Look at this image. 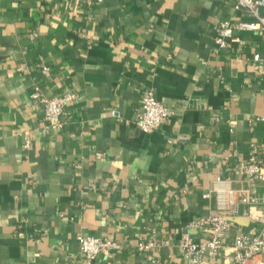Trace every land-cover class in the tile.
<instances>
[{
	"label": "crops",
	"instance_id": "1",
	"mask_svg": "<svg viewBox=\"0 0 264 264\" xmlns=\"http://www.w3.org/2000/svg\"><path fill=\"white\" fill-rule=\"evenodd\" d=\"M233 3L0 0V264H85L78 234L121 241L111 264H187L181 234L205 240L189 223L223 211L217 177L264 191L239 171L264 162V36L235 30L213 51L215 25L244 17ZM34 86L74 92L60 128L41 132ZM145 89L173 110L149 133ZM260 226L241 218L229 237Z\"/></svg>",
	"mask_w": 264,
	"mask_h": 264
},
{
	"label": "built area",
	"instance_id": "2",
	"mask_svg": "<svg viewBox=\"0 0 264 264\" xmlns=\"http://www.w3.org/2000/svg\"><path fill=\"white\" fill-rule=\"evenodd\" d=\"M233 6L241 10L244 17L237 21L221 20L215 25V52L223 48L227 40H238L234 36L235 30H252L264 36V0H234ZM252 61L257 71L264 72V56L254 53ZM74 95V92L67 91L47 96L38 86H34L29 97L31 106L41 109V132L46 133L63 125L65 106ZM172 114L173 110L160 101L151 89H145L135 123L141 131L149 133ZM24 144L27 146L29 140L26 139ZM262 150L264 152V147ZM239 171L250 184L264 186V162L255 153L239 165ZM211 190L215 191L218 207L223 211L189 223L191 227H202L209 231L205 240L195 241L186 231L181 234L178 250L187 264H200L204 255L220 259L224 264H264V191L256 193L247 186H233L228 179L220 177L216 178ZM203 196L209 197L210 192H205ZM251 207L258 209L259 213L253 215ZM241 218L258 222L261 226L254 232L235 229L229 237L233 223ZM77 241L85 264H96L99 255L106 258V264H111L113 253L122 247L121 241L108 236L78 234ZM155 245L154 240L137 243L140 250H151Z\"/></svg>",
	"mask_w": 264,
	"mask_h": 264
}]
</instances>
